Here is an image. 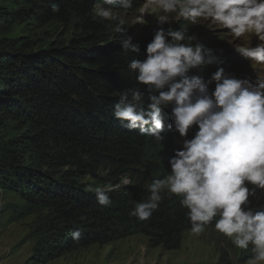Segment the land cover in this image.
Masks as SVG:
<instances>
[{
    "label": "trees",
    "instance_id": "trees-1",
    "mask_svg": "<svg viewBox=\"0 0 264 264\" xmlns=\"http://www.w3.org/2000/svg\"><path fill=\"white\" fill-rule=\"evenodd\" d=\"M100 2L0 0V190L22 201L20 217L32 216L34 264L133 235L175 249L191 228L175 195L166 196L147 220L129 215L149 194L151 179L169 171L178 133L169 128V109H162L160 141L113 117L117 92L138 86L127 62L144 58L153 35L132 39L138 53L123 51L107 35V21L93 18L92 5ZM16 23L37 28L58 23L67 33L39 47L30 36H4ZM206 51L217 62L191 74L211 91L209 76L237 59ZM139 87L146 105L149 93ZM99 171L132 181L110 192L107 206L97 202L84 179ZM76 230L78 241L71 235Z\"/></svg>",
    "mask_w": 264,
    "mask_h": 264
},
{
    "label": "clouds",
    "instance_id": "clouds-1",
    "mask_svg": "<svg viewBox=\"0 0 264 264\" xmlns=\"http://www.w3.org/2000/svg\"><path fill=\"white\" fill-rule=\"evenodd\" d=\"M117 6L127 11L133 0H101L92 10L93 18L111 22L113 39L122 50L138 53ZM149 6L163 14L156 17L159 26L146 45L144 58L127 62L138 86L117 92L113 117L126 122L128 129H138L140 135L160 141L165 124L162 109H169L171 130L182 138L193 126L196 131L174 150L168 158L167 174L151 179L149 194L134 204L129 215L147 220L166 196L175 195L187 210L192 234L203 233L215 220V230L231 238L234 247L248 250L251 246L246 264H262L264 205L254 210L248 207V198L257 189L264 190V74H257L253 83L220 67L211 74L214 88L210 91L201 76L191 73L216 63V58L203 44L192 43L195 37L187 34V27L173 30L163 25L173 21L169 14L174 13L191 25L211 21L227 29L233 41L255 35V46L234 47L252 67L264 65V0H147L136 24L146 23L143 17ZM51 7L54 12L59 10L57 4ZM141 85L149 93L146 105ZM131 183L124 177L115 186L106 184L89 191L100 205L107 206L110 192ZM71 235L78 241L81 233L76 230Z\"/></svg>",
    "mask_w": 264,
    "mask_h": 264
},
{
    "label": "rangeland",
    "instance_id": "rangeland-1",
    "mask_svg": "<svg viewBox=\"0 0 264 264\" xmlns=\"http://www.w3.org/2000/svg\"><path fill=\"white\" fill-rule=\"evenodd\" d=\"M146 3L147 0H133V7L127 11L120 10L117 6L120 16L126 21L127 35L132 39L148 38L154 35V31L159 26L156 17L163 13L159 9L154 10L151 6L144 13L143 18L146 23L136 24V17ZM97 4L93 3L92 7L94 8ZM169 15L174 19L163 25L165 29L171 27L176 30L188 26L187 34L195 37L193 44L201 43L206 50L219 52L225 61L232 59L230 55H236V61L224 65L225 73L236 78H246L253 83L256 81L257 74H264V65L252 67L251 62L234 47V44L247 46L249 43L255 46L258 42L255 35L246 34L233 41L234 38L227 29H222L211 21H201L197 25H191L176 17L174 13ZM107 23V35L113 39L111 22L107 21ZM66 33V27L58 23H51L42 28L16 23L4 36H30L36 41L37 46L46 47L51 41L63 38ZM193 135L191 129L187 137L182 138L178 134L174 150L181 147L183 139H191ZM124 177L99 171L84 179L95 188L106 184L115 186L122 183ZM249 187L254 186L249 185ZM248 200V207L259 210L260 206L264 205V190L257 189L255 195L249 196ZM21 204L22 201L17 196L0 190V264H34L31 257L35 238L31 236L29 228L32 216L20 217L18 215ZM250 248L251 246L245 250L234 247L231 238L225 237L213 226H207L205 231L199 235H194L191 231L185 232L179 246L175 249L155 246L146 237L133 235L105 245H92L78 249L45 264H246L252 255Z\"/></svg>",
    "mask_w": 264,
    "mask_h": 264
}]
</instances>
